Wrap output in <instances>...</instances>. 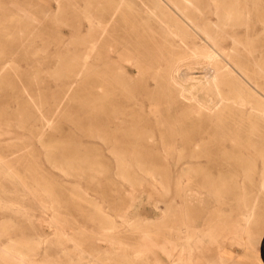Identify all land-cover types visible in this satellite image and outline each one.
I'll use <instances>...</instances> for the list:
<instances>
[{
	"label": "rangeland",
	"instance_id": "1",
	"mask_svg": "<svg viewBox=\"0 0 264 264\" xmlns=\"http://www.w3.org/2000/svg\"><path fill=\"white\" fill-rule=\"evenodd\" d=\"M259 1V4H262L260 6L259 4L257 5L259 6V10L258 7L252 9V6L249 9L253 11L251 13L255 12L264 15V0ZM0 2V30L2 29L4 31H0V161L4 162L2 159H5L4 163L9 165L8 169H10V171L12 170L13 174L17 176L20 175V177L17 178L23 185H27L28 188H38L41 194L45 193L48 195V200L46 201L53 204V208H49L50 210H41L40 204L32 195L26 196L15 180L12 181L4 174L0 173V193L2 194V192H4L3 194H5L4 196L6 198L3 197V194L1 196L6 199L5 201L21 202L19 204L22 209H27L25 212L28 211L27 213H15L0 208V224L3 220L11 218L9 220L11 222V224L9 222V228L7 227L6 230L0 229V248L6 245L12 237L15 241L23 244L24 247H28L29 245L30 247L34 246V250L31 252V258L33 257L32 261L35 262V264H64L62 261H65V264H67L69 261L72 262V259L76 261L75 236L77 234H74L76 233L78 220H80V214L84 212L81 222L86 228L87 236H94V244L100 245L104 249L111 250L113 253L112 256L114 257V253L120 254V252H122L121 239H117V233L120 232L123 234V232H125L123 229L124 227L122 228L120 225L123 217L126 218L128 214L130 215L133 212H138L139 214L137 217H140V226L143 228L140 227L138 231H133V235H144L150 242L149 247L154 255L161 258L165 264H171L172 262H174L172 264H177L178 261L182 262L177 260L181 257H185V264H209L206 262L207 259H216L218 252L227 257L224 256V261L226 263L228 262L227 264H261V260L257 261L255 258L257 255L259 257L261 251L260 243L264 242V190L261 192V185H259L264 180V155L253 152L247 154L248 157L247 155H239V157L234 155L227 158L221 152L208 149L210 146L220 143V136L216 138L210 133L190 136L185 130L177 131V133L173 134L171 139H167L163 144L167 145V148L173 145L181 146L183 151H179V148L173 152L171 150L170 152H163L160 150L159 152L161 153L155 151L154 154L151 153L143 156L142 160H145L144 162L155 171V176L161 183L160 185H155L150 181L148 176L142 173L140 174L138 168L134 166L133 163H136L137 158H129V161H132L133 167L131 171L126 167L128 157L124 155H115L112 151L114 147L115 149H122V145L137 146L145 145L147 142L131 139L130 142L125 143L121 141V137H114L108 134L107 126H104L109 113V111H107L106 115V110L104 109V107H107L105 106L107 105V100L100 103L103 107L101 111V115L103 116L102 120L105 121L103 126L97 128L95 124H93V119L91 118L93 112V102L91 101L93 95L92 89L94 88L93 83H96V88L99 85L103 86L102 88L105 90L110 88L106 83V81L108 82L109 80V78H107L109 76L104 72V70H107L106 61L109 54V45L105 38V41H103L100 46L101 56L99 59H95L91 52L89 35L90 33L91 35H95L99 29H90L86 14H91L95 18L101 17L100 19L102 22H105L107 11L110 10L112 6L111 0H0ZM59 8L61 10H59ZM202 8L204 10L208 9L205 4H202ZM58 10L62 11V13L60 12L58 19L54 20L53 16ZM15 12L22 14L26 18L21 25L20 23L15 24V22L4 21V19H7ZM254 20L256 24L255 21H253L254 23L252 25L255 27L256 31L254 34L256 35H254L253 41H251L253 42L251 49L256 48L257 50L259 46L258 41H264V34H262L261 31H259V33L257 31L262 26V22L258 19ZM4 25L9 27L8 30L11 33L13 32L12 35L14 36H8L6 34L7 32L5 33L6 29H4ZM104 30H102L103 34H107V29ZM241 32V38L243 39V36H245V29ZM258 34H260V36H257ZM85 36L88 37V39L85 38ZM243 40H246V38ZM117 42L116 44L121 45L119 40ZM263 46L260 48L261 50L264 49ZM259 52L261 53L258 49L255 56H258L260 54ZM263 54L264 53L260 54L262 55L260 57L261 61L263 59ZM92 64H95L96 67L98 66L95 72L92 71ZM123 64L127 65V62H123ZM69 70L72 71L70 72L71 75L69 74ZM253 71L257 70L255 69ZM256 78L258 81L264 82L263 77ZM99 82L103 84L101 85ZM116 91V95L122 97L120 91L118 89ZM57 98L58 100H56ZM35 99L40 103L37 101L35 102ZM52 111L54 114L58 112L57 115L52 116ZM41 112L42 114H40ZM22 114L24 116H22ZM51 117H53V119ZM49 119L50 121L47 122ZM70 121L71 123L69 124ZM32 124H34V126ZM36 128H42L43 130L38 129L39 132L42 131L38 133ZM32 129L34 131H32ZM44 131L47 133H44ZM67 133L71 135L69 138ZM154 134L155 140L159 141V138L162 137L160 135V130L154 131ZM215 139L218 141H215ZM65 142H67L68 145ZM70 142H73L71 143L72 147L70 146ZM107 143L109 144L107 145ZM64 144L68 147V153L66 152V147L64 146L65 148H63V146H61ZM159 144L162 143L160 142ZM59 146H61V149H64L63 151L65 153L59 149ZM73 147L75 148L73 149ZM202 147H206L207 150H201L200 148ZM50 148L51 150L56 149L61 152H55L56 150L50 152ZM68 149L72 153L69 152ZM46 152H50L49 154H51L52 157L54 156L53 159L57 161L55 166L56 169L53 168L52 163L49 164V158L45 155ZM69 153L70 155L72 154L71 156L74 155L75 158L70 157ZM117 154L119 153L117 152ZM241 156L245 163L247 161L246 158L248 159L247 165L245 164L246 166L240 165L242 161L240 160ZM47 158L48 162L46 160ZM71 158H74V160ZM61 159L63 161H61ZM132 159H134V161ZM67 164L75 166L74 170L70 171L72 175H75L76 171L81 175L76 174L75 176H71L69 172L62 171V166ZM50 165L52 166L50 167ZM126 171L130 175L127 174ZM88 172H91V176H88V174H90ZM126 174L130 177L132 176V180L137 178L138 180L140 179L143 183L140 187L141 189L139 188V190H137V185L133 183L135 180L129 183L126 179L128 178ZM31 176H33L35 180H32L34 178ZM222 178L233 181L234 184L241 186V188L237 185H232L229 190L224 189L226 193L229 192L227 196L225 193V199H223L224 197H222V199H216L212 194L213 190L210 186L218 185ZM34 182L37 183L38 186ZM39 183H41L43 189ZM39 185L41 187H39ZM74 189H76V191ZM130 192L133 193V195H130ZM241 192H244L246 201L238 197ZM53 194H56V196ZM53 196L54 200L51 198ZM47 197L45 198L47 199ZM56 197L59 198V200ZM55 201H59L60 204ZM88 201H90V203H88ZM96 204L102 207V214L95 213L96 210H94V205ZM170 204L171 206H169ZM246 207L248 209L254 207L252 209L254 218L249 223L244 220V212L247 210ZM8 212H10V214ZM54 213L55 218L60 219L56 220L57 224H55V226L51 224V218L54 216ZM164 215L167 218H165ZM30 216L33 219H31ZM163 216L164 218H162ZM29 217L30 219H28ZM62 217L67 221L61 220ZM107 217L109 219H107ZM38 219H41V221H37ZM103 219L106 221H103ZM107 220L109 222L111 221L110 225L107 224ZM184 221L187 224L184 225ZM104 224H107L109 227ZM145 224H149V226ZM239 224L241 225L239 226ZM12 226H16L17 229L15 227V230ZM107 228H109L110 231H108L109 229ZM105 229L107 231H105ZM186 230L187 233L185 232ZM109 232L111 236L113 235L112 238L111 236L108 237L110 235ZM102 233L107 238L111 239L101 240L105 237L103 235L101 236ZM125 233L130 235L129 232ZM198 234L199 236H197ZM62 235L69 236L72 241H67L66 243ZM205 235L207 236L206 238ZM38 238L51 241V243L50 241L47 242L51 247L45 246V250L47 249L46 253H43V251L39 252V249H35L39 246L36 244V247L35 245V242L39 241ZM257 240L260 243H258ZM55 241L57 244L52 243ZM182 244L185 245L183 246ZM53 245L55 247H53ZM166 247L169 250L172 248L174 249L172 254L174 257L171 256V258H169L167 256L163 251ZM54 249L56 251H54ZM63 249L67 251L66 254L63 252ZM193 249L196 251H192ZM40 250L43 249L40 248ZM116 250L119 251L117 252ZM195 256L201 257V261L197 263H189L187 261V259H193ZM261 256L262 255H260V257ZM232 258L234 259L232 260ZM5 259L7 258L0 255V264H4V262H6L5 264H9L10 262V264H12L13 261ZM47 259L50 260L47 261ZM38 261L42 263H38Z\"/></svg>",
	"mask_w": 264,
	"mask_h": 264
},
{
	"label": "bare ground",
	"instance_id": "2",
	"mask_svg": "<svg viewBox=\"0 0 264 264\" xmlns=\"http://www.w3.org/2000/svg\"><path fill=\"white\" fill-rule=\"evenodd\" d=\"M259 2H260L259 0H111L112 6H111V9L107 11V17H106L105 22H102V20L100 19L101 17L95 18L91 14H86V19L90 25L89 26L90 29L91 30L92 29L95 30V28L99 29V31L95 35H91V33L89 35V43L91 44L90 48H91V52L93 56L95 57V59H99V57L101 56L100 46L102 42L105 41V38L109 45V51H108L109 54H108V58L106 61L107 70H104V72H106L109 76L107 77L109 78V80L107 79L108 82L106 81V83L109 85L110 88L107 87L108 89L105 90L102 88L103 86H100V85L97 86L96 88V83L95 82L93 83L94 88L92 89L93 95L91 98V101L93 102V106H92L93 112L91 116V118L93 119V124H95L97 128H99L100 126H103V123L105 121L102 120L103 116L101 115V111L103 110V107L100 105V103H102V101L104 100H107V105H105L107 107H104V109L106 110V115H107V111H109V113L107 116L108 119L105 122L104 126H107L106 128H108V134L114 137L115 136L121 137L122 138L121 141L125 143L130 142L131 139L135 141L147 142L145 143V145H137V146L122 145V149H115V147L113 146L114 149L112 148V151L115 153V155H124L128 157V161L126 163V167L128 169L131 170V168H133L132 163H131L132 161L130 162L129 158H135V159L137 158L136 163H133V164L136 168H138V170L140 171V174L142 173L143 175L148 176L150 178V181L153 182V184L160 185L161 183L159 182L158 178H156L155 176V173H154L155 171H153L147 165V163L144 162L145 160H142L143 156H146V154H151V153L154 154L155 151H157L158 153L160 150L163 152L164 151L170 152L171 150L173 152L179 148L178 149L179 151H183L181 146L173 145L167 148V145L163 144L164 141H167V139H171L173 134L181 130L182 131L185 130L190 136H198V135H201L202 133L204 134L210 133L214 135L216 138L220 136L221 137L220 143L219 144L216 143L214 146H210L208 149L221 152L227 158L232 157L234 155L239 157V155L243 156V155H247L253 152H258V153H261V155H264V82H260L256 78V77L264 78V54H263L262 61L260 59V57L262 56L260 54L264 53L263 51L264 49L262 50L260 49L264 45V41H260V40L258 41L259 46L257 45L258 46L257 48L259 49V51H261V53L259 52L260 54L258 56H255V53H257L258 49L257 50L256 48L251 49V46L253 45V42L251 41H253V37L254 35H256L254 34L256 31L255 27L254 25H252L254 23L253 21H255L254 19H258L260 22H262V26L261 27L259 26L260 28L257 31L258 33L259 31H261V33L264 34V15L258 14L255 12H254L255 14L251 13L253 11L249 9L252 6L253 7L252 9L254 8L256 9L258 7V10H259V6L262 5L261 3L259 4ZM202 4H205L208 9L204 10L202 8ZM258 4L259 6H257ZM59 10L61 9L59 8ZM59 10L56 14H54L53 16L54 20L58 19V15L60 14V12L62 13V11H59ZM25 19L26 18L22 14L15 12L14 14H11V16H9L7 19H4V21L15 22V24L20 23L21 25V23H23ZM255 24H256V21H255ZM241 28L245 29L246 37L243 36V39L246 38L248 42L241 38V35H242L241 31L244 30ZM4 29H6L5 33L7 32L6 34L8 36L12 35L13 32L11 33L8 30L9 27L5 26ZM104 29H107V34H103L102 30ZM260 34H258L257 36H260ZM85 38L88 39V37L86 36ZM118 40L121 43V45L116 44ZM123 62H127V65L123 64ZM97 67L95 66V64H92V68H93L92 71L95 72L98 69ZM67 68L70 69L69 67ZM251 68L253 70L256 69L257 71H253ZM71 70H72V67H71ZM72 71L69 70V74ZM99 83L101 85L103 84L101 82ZM117 89L120 91V95L122 97L120 96L118 97L116 95ZM56 100H58V98ZM36 101L37 100L35 99V102ZM54 101H55V98H54ZM57 113L58 112L54 114L53 112L51 114L52 116H54V115H57ZM40 114H42V112ZM22 116L24 115L22 114ZM51 118L53 119V117ZM48 121H50V119L47 120V122ZM70 123L71 121L69 122V124ZM32 125L34 126V124ZM42 128H38V129H42ZM33 129L32 131H34ZM38 129H37V132L41 133L42 131L39 132ZM58 130H61V129H58ZM157 130H160V135L162 136L159 138V141L158 140L156 141L154 138L156 134V133L154 134V131H157ZM44 133H47V132L44 131ZM120 133H123V134H120ZM67 134L69 135L68 136L69 138L71 135L69 133ZM75 137H71V138H75ZM215 141H218V140L215 139ZM160 142L162 144H159ZM65 143L68 145L67 142ZM71 143L73 142H70V146L72 145ZM108 144L109 143H107V145ZM59 145H60V142H59ZM115 145L117 146L116 143ZM61 146H63V148L66 147L65 149L67 152L68 147L65 146V144ZM61 146H59V149L63 151L64 149H61L60 148ZM46 148H47V145H46ZM74 148L75 147H73V149ZM200 149L207 150L206 147L205 148L202 147ZM55 150H51L50 148V152L55 151ZM60 150H58L59 153L61 152ZM58 151L56 150L55 152H58ZM50 152H46L45 155L49 158V162H50L49 164L52 163L53 168H55L57 161L53 159L54 156L52 157L51 154H49ZM69 152L71 151L69 150ZM117 152L119 154H117ZM71 155L70 157H74V155L73 156ZM242 156L240 159L242 160L240 162L241 166L245 165L248 161V159L246 158L247 161L245 160L246 161L245 163L242 159ZM48 158L46 159L47 162H48ZM74 158L73 159L71 158V159L74 160ZM2 160H4L5 162V159H2ZM132 160L134 161V159ZM61 161L63 160L61 159ZM4 162L0 161V173L1 174H4L8 179H11L12 181L15 180L20 185L21 189L24 191L26 196L32 195L33 198L37 200L38 203L40 204L42 208L41 210H50L49 208H53L52 207L53 204L46 201L48 200L47 194L45 193L41 194L38 188H35V187L28 188L27 185H23L20 182V180L17 178V177H20V175L17 176L13 174L12 170L10 171V169H8L9 165H7ZM74 165H75V162H74ZM74 165L67 164V165L62 166V168L61 167L60 168L62 169V171L70 173V171L74 170V167L76 166ZM51 166L52 165H50V167ZM84 167H85V163H84ZM78 172H81V171H78ZM88 173H90L88 174V176L89 175L91 176V172H88ZM76 174H78L77 171L75 172V175ZM127 174L129 173L127 172ZM75 175L71 174V176H75ZM129 175H127L128 178L126 179L129 181V183L130 181L135 180L136 183L134 181L133 183L134 185H137L138 187L137 190H139V188L143 185V183L140 181V179L138 180V178L132 180L131 178L132 176L130 177ZM32 180H35V178ZM23 181H26V180H23ZM35 184L37 185V183ZM39 184L41 185V183ZM40 185L39 187L42 186ZM232 185H237V184H234V182L231 180L222 178L218 185H212L210 186V188L213 190L212 194L214 197H216V199L217 198L222 199V197H224L226 193L224 189L229 190L230 186ZM259 185H261L260 187H261V192H262V190H264V180ZM237 186L241 188V186L239 185ZM41 188L43 189V186ZM74 190L76 191V189ZM3 193L4 192H2V194ZM228 193L229 192L226 193V196ZM2 194L0 193V208L6 211L15 212V213H23V212L27 213L28 212V211L25 212V210L27 209L25 210L22 209V207L19 204L21 202L17 203L16 201H9V200L5 201L6 199L3 198L5 197L4 196L5 194H3V197L1 196ZM129 194L133 195V193L131 192ZM54 196H56V194ZM54 196L51 197L53 200H54ZM45 197H47V199ZM238 197L241 198V200L243 198V200L246 201L244 192H241ZM57 199L59 200V198ZM223 199H225V197ZM72 201L75 202L74 200ZM55 202L59 203V201H55ZM58 203H55V204H58ZM88 203H90V201H88ZM254 204H255V201H254ZM94 206H95L94 210H96L95 213L96 212L97 214L103 213L102 207L99 204H96ZM169 206H171V204ZM248 208L246 207L247 210L245 209L246 212H244V220L247 223L251 222V220L254 218L253 217L254 212L252 210L254 207L252 209H248ZM8 213L10 214V212ZM83 214L84 212L83 213L81 212L80 220H78L76 233L74 232L75 233L74 235L77 234L75 236L76 237V250H75L76 251V261L72 259V262H70L69 261L71 259L70 258L68 260L69 263L67 264H165L161 258L156 257L154 255L153 251L149 247L150 242L144 237V235L142 234H141L142 236H138V234L133 235L132 232L136 230L138 231V229L141 227L140 217L139 218L137 217L139 214L138 212H133L130 215L128 214L126 218L123 217L122 219V223L120 225L122 228L124 227L123 229L125 230V232H129L130 235H128L125 232H123V234L120 232L117 233V239H121L120 243H122L121 245L122 252H120V254L114 253L116 257L112 256L113 253L111 250L104 249L100 245H95L94 236H89V237L87 236L86 228L81 222L83 220L82 219ZM164 216L162 218H164ZM30 217L28 219H30ZM165 218L167 217L165 216ZM10 219L3 220V222L0 224L1 230H6L7 227L9 228L8 225H9ZM31 219L33 218L31 217ZM107 219L109 218L107 217ZM56 220H60V219L59 218L56 219L55 213H54V216L51 218V224L55 226V224H57ZM61 220H66V219H63L62 217ZM37 221L40 222L41 219H38ZM103 221H106V220L103 219ZM110 222L108 221L107 224L110 225ZM107 224H104V225L108 226ZM185 224L187 223H185L184 221V225ZM145 225L149 226V224H145ZM240 225L241 224H239V226ZM15 227L13 228L15 229ZM112 228H113V225H112ZM105 231L107 230L105 229ZM108 231H110V229ZM185 232L187 233V230ZM102 235L103 233L101 234V236ZM113 235L111 236V233H110L108 237L111 236L112 238ZM197 236H199V234ZM62 237H64V239L66 240L65 241L66 243L67 241H72V239L69 236L62 235ZM206 237L207 236L205 235V238ZM111 238H107L105 236L101 240H110ZM259 240H262V239H259ZM49 241L50 240L48 239L45 240L44 238L39 239V241H36L38 243L35 242V245L36 244L39 245L38 248H35V249H39V252L43 251V253H46L47 249L45 250L46 248L45 246L51 247L50 245L47 244V242ZM73 242H74V239H73ZM52 243H56V241ZM258 243L260 242L258 241ZM53 247L55 246L53 245ZM40 248H42L43 250H40ZM65 249H63V252L66 254L67 251ZM33 250H34V246L30 247L29 245L28 247H24L23 244L19 243L18 241H15V239L11 237L8 243L4 245L2 248H0V253H1L0 255H3L5 258L9 259L10 261L16 262V263L12 262V264H35V262L32 261L33 257L31 258V254H32L31 252ZM54 251L56 250L54 249ZM116 251L118 252L119 250H116ZM163 251L167 254L169 258H171L174 252V249L172 248L169 250L166 247L165 250ZM192 251H196V250L193 249ZM34 253H37V252H34ZM224 256H225L224 254H219L218 252L216 259L214 260L207 259L206 262L209 264H227L228 262L226 263L224 261V258L226 256L225 257ZM184 259L185 257H181L180 259H177V260L182 261V262L178 261L177 264H185ZM191 259L192 258H189L187 259V261L189 263L191 262L197 263L201 261V257L199 256L198 257L195 256V258H193L192 260ZM233 259L234 258H232V260ZM255 259L257 261H260L258 255L256 256ZM49 260L50 259H47V261ZM40 262L41 261H38V263ZM62 262H64L65 264V261H62ZM5 263L6 262H4V264Z\"/></svg>",
	"mask_w": 264,
	"mask_h": 264
},
{
	"label": "crops",
	"instance_id": "3",
	"mask_svg": "<svg viewBox=\"0 0 264 264\" xmlns=\"http://www.w3.org/2000/svg\"><path fill=\"white\" fill-rule=\"evenodd\" d=\"M260 245H261V251H260L259 257L260 255H262L260 257V260H261L260 262H262L261 264H264V242L260 243Z\"/></svg>",
	"mask_w": 264,
	"mask_h": 264
}]
</instances>
